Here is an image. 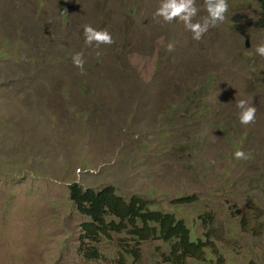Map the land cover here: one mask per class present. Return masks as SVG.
I'll return each instance as SVG.
<instances>
[{
    "label": "rangeland",
    "instance_id": "1",
    "mask_svg": "<svg viewBox=\"0 0 264 264\" xmlns=\"http://www.w3.org/2000/svg\"><path fill=\"white\" fill-rule=\"evenodd\" d=\"M160 3L0 0V264H169L157 240L125 261L137 242L116 234L83 259L72 184L174 212L208 243L199 264H264V7L228 0L196 41L154 17ZM196 4L193 22L207 15ZM85 25L114 43L87 45ZM239 100L255 123H240Z\"/></svg>",
    "mask_w": 264,
    "mask_h": 264
},
{
    "label": "trees",
    "instance_id": "2",
    "mask_svg": "<svg viewBox=\"0 0 264 264\" xmlns=\"http://www.w3.org/2000/svg\"><path fill=\"white\" fill-rule=\"evenodd\" d=\"M204 1V0H202ZM264 7V0H259ZM257 26L264 28V13ZM69 198L76 211L87 221L81 225L78 254L87 261L101 260L99 245L102 240H111L114 234L136 241L137 246L128 243L122 250L123 259H141L137 248L143 242L160 241L168 247L163 257L169 264L193 260L199 264L207 259L208 243L199 237L185 219H179L171 211L158 209L152 201L140 196L125 198L114 187L102 190L83 189L78 184L69 187ZM182 205L194 202L184 198Z\"/></svg>",
    "mask_w": 264,
    "mask_h": 264
},
{
    "label": "clouds",
    "instance_id": "3",
    "mask_svg": "<svg viewBox=\"0 0 264 264\" xmlns=\"http://www.w3.org/2000/svg\"><path fill=\"white\" fill-rule=\"evenodd\" d=\"M204 7L207 15L200 21L193 22L197 17L200 9L197 7L196 0H161V3L154 13V17L162 18L165 23L180 21L186 30L190 31L192 39L196 41L202 40L210 28L216 27L218 23H222L226 19L229 11L228 0H204ZM85 43L89 46L95 44L112 45L114 43L112 35L107 30H97L91 25L84 26ZM169 50L174 48L173 44L168 45ZM257 55L264 57V43L255 46ZM85 61L83 54L77 53L73 57L74 66L83 71ZM240 109L239 120L242 125L255 123L257 108L250 104L247 100H239L236 102ZM234 158L237 160H246L249 154L244 151H235Z\"/></svg>",
    "mask_w": 264,
    "mask_h": 264
}]
</instances>
